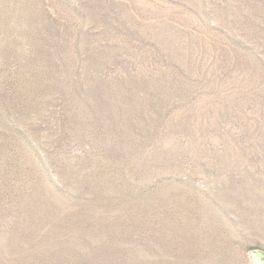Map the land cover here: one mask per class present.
<instances>
[{"label":"rangeland","instance_id":"obj_1","mask_svg":"<svg viewBox=\"0 0 264 264\" xmlns=\"http://www.w3.org/2000/svg\"><path fill=\"white\" fill-rule=\"evenodd\" d=\"M0 264H264V0H0Z\"/></svg>","mask_w":264,"mask_h":264}]
</instances>
